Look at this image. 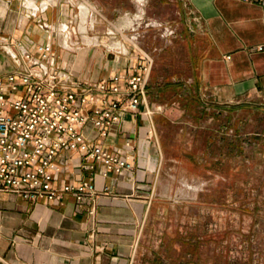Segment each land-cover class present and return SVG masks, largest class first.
I'll return each mask as SVG.
<instances>
[{
  "label": "crops",
  "instance_id": "crops-1",
  "mask_svg": "<svg viewBox=\"0 0 264 264\" xmlns=\"http://www.w3.org/2000/svg\"><path fill=\"white\" fill-rule=\"evenodd\" d=\"M180 2L190 11L185 28L168 38L159 51L154 49L146 99L138 113L126 115L115 129L117 135L107 142L112 151L124 153L125 141H131L133 173L107 179L98 175L97 194L79 205L72 198L64 204H32L0 192V264H141L145 228L153 226L154 208L163 198L158 184L167 161L153 119L159 129L163 122L179 128L177 136L181 132L194 138L201 125L211 123L207 98L217 106L241 103L264 110V49L258 51L264 46L260 4ZM85 4L84 0H55L44 13L28 17L18 0H0V44L4 38L12 39L35 50L49 41L57 63L78 82H101L110 73L130 74L138 65L145 66L146 53L141 50L113 62L89 37L90 30H79L90 19L88 9H81ZM97 8L104 12V7ZM40 21L67 24L69 42L75 47H60L56 35L49 37L40 30ZM200 100L204 106L200 107ZM65 175L74 183L90 177L76 163ZM105 187L110 188L108 192Z\"/></svg>",
  "mask_w": 264,
  "mask_h": 264
},
{
  "label": "rangeland",
  "instance_id": "rangeland-1",
  "mask_svg": "<svg viewBox=\"0 0 264 264\" xmlns=\"http://www.w3.org/2000/svg\"><path fill=\"white\" fill-rule=\"evenodd\" d=\"M84 2L81 9L96 13L79 30L88 32L92 21L89 37L113 62L138 50L152 58L154 49L185 28L190 13L178 0ZM4 47L0 78L16 68ZM207 99L211 123L194 138L177 136L179 128L163 122L159 129L153 119L167 161L158 184L163 198L153 226L145 228L141 264H264V110Z\"/></svg>",
  "mask_w": 264,
  "mask_h": 264
},
{
  "label": "built area",
  "instance_id": "built-area-1",
  "mask_svg": "<svg viewBox=\"0 0 264 264\" xmlns=\"http://www.w3.org/2000/svg\"><path fill=\"white\" fill-rule=\"evenodd\" d=\"M18 1L28 17H37L55 0ZM241 1L258 2L264 18V0ZM95 13L91 11L87 19ZM39 23L43 33L56 35L60 47H75L69 42L67 24ZM3 43L16 68L0 78V192L32 204H64L72 198L79 205L97 194L98 175L107 179L133 173L131 141H125L124 153L112 151L107 142L117 135L115 129L128 113L139 112L153 60L146 54L147 64L130 74L118 72L101 82H78L57 63L49 41L35 50L12 39L4 38ZM263 49L260 46L258 51ZM75 163L90 174L88 179L66 180L65 170ZM109 189L105 187V192Z\"/></svg>",
  "mask_w": 264,
  "mask_h": 264
}]
</instances>
